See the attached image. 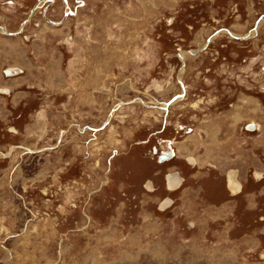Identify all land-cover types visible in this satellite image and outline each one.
I'll return each instance as SVG.
<instances>
[{
  "label": "rangeland",
  "instance_id": "1",
  "mask_svg": "<svg viewBox=\"0 0 264 264\" xmlns=\"http://www.w3.org/2000/svg\"><path fill=\"white\" fill-rule=\"evenodd\" d=\"M38 1L0 0V264H264V26L221 32L263 0Z\"/></svg>",
  "mask_w": 264,
  "mask_h": 264
},
{
  "label": "crops",
  "instance_id": "2",
  "mask_svg": "<svg viewBox=\"0 0 264 264\" xmlns=\"http://www.w3.org/2000/svg\"><path fill=\"white\" fill-rule=\"evenodd\" d=\"M259 116L261 117V118L258 119L259 122H260V128L249 129V131L248 132L247 131L244 132L243 135L245 136L244 140L247 139L248 135H249V137L252 136L253 139H254L255 144L257 145L256 148L259 149V146H260L261 147L260 150H264V112H262V114H260ZM230 119H233V118L231 116L229 117V115L225 114L224 116H222V115L218 116V118H217L218 122H217L216 119H213L214 121H211L210 123L208 122L209 125H210L209 129H210V127L212 125H213L212 127H214V125H215V127H216L215 129L217 131H219L218 134H217V143H219V146L220 147L221 146L222 147L226 146L224 149H222V150H225V151H220L221 153L219 155L217 154L216 157H214L215 159L221 160L222 162H223V160L225 158L230 157V156L227 155L229 153L228 150H229L230 145L232 144V142H234V140H235V134H233V137L232 136L230 137L231 134L228 133L229 130H231V129L233 130V127L230 124ZM250 121H252V120L247 119V123H250ZM258 129H261L262 131H258ZM233 131L235 132V129ZM215 132L216 131H214L213 133H215ZM255 134H258V137L253 136ZM223 144H225V145H223ZM255 149L254 148L252 149V152L255 154V160H257V162L259 161V163L264 164L263 160L260 158L259 154L256 153ZM185 152H187V151H185ZM189 153H193L194 154L193 150H192V152L190 150ZM189 153L186 156L187 158H189ZM248 166H250V167H252L254 169L257 168L254 164H250ZM223 169H225V175H226V178L224 179V183H226V185H227V187L229 189L228 192H230L231 186H230L228 177H229V171L232 170V169L230 167L225 168V166L223 167Z\"/></svg>",
  "mask_w": 264,
  "mask_h": 264
},
{
  "label": "flooded vegetation",
  "instance_id": "3",
  "mask_svg": "<svg viewBox=\"0 0 264 264\" xmlns=\"http://www.w3.org/2000/svg\"><path fill=\"white\" fill-rule=\"evenodd\" d=\"M64 1V0H63ZM70 0H68V3L70 4V2H69ZM49 2H50V4H49ZM55 2H57V0H40V1H38L35 5H34V7H33V9H32V11L30 12L31 13V16H30V19L28 18V20H26V21H30L31 20V17L33 16V14H34V12L38 9V8H40L41 9V11L43 12V15H45L44 17H45V20L48 22V20L49 21H51V22H56V21H54L53 19H51V18H49L47 15H48V13H49V11H48V8H49V6L50 5H55L56 3ZM65 2V1H64ZM76 2L78 3V4H81L82 3V5L83 4H85L86 3V0H76ZM261 4H263L264 3V0H263V3L262 2H260ZM79 7V6H78ZM69 11V10H68ZM77 11H78V9H77ZM257 12V11H256ZM69 13H71V14H74L75 13V11L74 10H70L69 11ZM68 19V18H67ZM50 23V22H49ZM261 23H262V25H261ZM24 23H22V27H24ZM260 25V26H259ZM262 26H264V10L262 9L259 13H258V15L256 16V18L254 19V22L252 23V25H250V24H247V32L245 33V34H243V35H238V36H236V35H232L231 34V32H233V31H231V32H229V30L230 29H223L222 31H221V29H216V31L213 33V34H211L208 38H207V40H206V42L205 43H207L206 45L204 44V46H203V48H201V49H199L198 50V53L199 52H201L202 50H205V48L207 49L208 48V46H209V44L211 43L210 41L212 40V39H214V35H215V33L217 32V33H219L220 31L221 32H225V33H228L229 35H231V37H233V39H247V43H249L250 41H251V39L252 38H254V37H258L259 36V33H260V30H261V27ZM21 27V28H22ZM5 28L4 27H0V30H3V31H5L4 30ZM236 34V33H235ZM212 37V38H211ZM6 73H7V71H6ZM249 125V126H248ZM247 126L248 127H250V129H255V127L256 128H258V124H257V122H255V121H251L250 123H248L247 124ZM170 152V151H169ZM166 153H168V152H166ZM163 154H161V156H162ZM160 156V157H161ZM159 157V158H160ZM161 160V159H160ZM180 179V178H179ZM170 184V183H169ZM170 186H172V187H176V186H178L177 184H175L174 183V185H171L170 184Z\"/></svg>",
  "mask_w": 264,
  "mask_h": 264
},
{
  "label": "bare ground",
  "instance_id": "4",
  "mask_svg": "<svg viewBox=\"0 0 264 264\" xmlns=\"http://www.w3.org/2000/svg\"><path fill=\"white\" fill-rule=\"evenodd\" d=\"M262 24V23H261ZM5 30V29H4ZM9 33V32H8ZM17 34H13L12 36H16ZM233 35V34H232ZM187 54V53H186ZM185 55V54H184ZM181 56L182 58L183 57H185V56ZM13 71V70H12ZM10 72V70H8L7 71V73H9ZM181 82V81H180ZM256 128V127H255ZM192 161H194V159L192 158ZM236 172L235 171H231L230 172V183H231V187H232V189L233 190H238L239 188H240V184L239 183H237L236 182ZM181 179H179V176H177V175H173L172 177H171V179L169 178V183H171V185H174V183L175 184H177V185H179V184H181ZM164 206V205H163Z\"/></svg>",
  "mask_w": 264,
  "mask_h": 264
},
{
  "label": "water",
  "instance_id": "5",
  "mask_svg": "<svg viewBox=\"0 0 264 264\" xmlns=\"http://www.w3.org/2000/svg\"><path fill=\"white\" fill-rule=\"evenodd\" d=\"M44 16H45V15H44ZM25 22H27V21H25ZM25 22H24V24H25ZM48 22H50L51 24H54V25H55V24H59L58 22H51V21H49V20H48ZM5 31L7 32L6 29H5ZM7 33H8V32H7ZM18 33H20V31L16 32L15 34H18ZM8 34H12V35H13L14 33H10V32H9ZM183 62H184V61H183ZM175 99H176V97H175ZM175 99H174V100H175ZM174 100H173V101H174ZM173 101H171V102H173ZM168 104H169V103H168ZM162 154H163V155L160 157V159H161V160H164V159H166V158H170V157H172V156L174 155V152H173V151H170V152H168V153H162Z\"/></svg>",
  "mask_w": 264,
  "mask_h": 264
}]
</instances>
